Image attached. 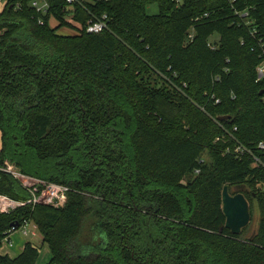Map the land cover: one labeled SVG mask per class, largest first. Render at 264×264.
Masks as SVG:
<instances>
[{
    "label": "trees",
    "instance_id": "trees-1",
    "mask_svg": "<svg viewBox=\"0 0 264 264\" xmlns=\"http://www.w3.org/2000/svg\"><path fill=\"white\" fill-rule=\"evenodd\" d=\"M5 1L0 194L31 197L6 162L71 191L60 207L0 212V246L28 221L48 264H264V168L233 152L234 126L244 144L264 142V0H109L68 12L66 0H47L45 16L32 0ZM103 14L107 30L87 33ZM225 185L257 206L247 238L225 225ZM40 249L27 241L0 264H36Z\"/></svg>",
    "mask_w": 264,
    "mask_h": 264
},
{
    "label": "built area",
    "instance_id": "built-area-1",
    "mask_svg": "<svg viewBox=\"0 0 264 264\" xmlns=\"http://www.w3.org/2000/svg\"><path fill=\"white\" fill-rule=\"evenodd\" d=\"M101 1H109V0H66V6L65 11H69L72 6L75 4L79 6L85 7L87 3H98ZM0 2L3 3V6L5 5V0H0ZM31 7L36 10L37 13L41 14L42 16H45L50 11V4L47 0H32L30 3ZM21 5L18 4L16 6V9H20ZM40 23L43 24V19H39ZM56 21L55 18L51 19L52 21ZM71 20V19H70ZM50 22V24H51ZM108 22L109 18L106 14H103L100 17L92 18L89 23L86 26V32L87 33H101L108 28ZM193 38V34L191 33L189 35V39ZM258 78L261 79L264 77V62L258 67ZM216 102L219 103L220 99H216ZM225 129V128H224ZM234 138L230 131L228 132L229 136L233 138L234 140V155L237 159H241L242 157L249 156L253 163V166L258 168H264V159L262 154L264 153V142L261 141L258 144L254 145L252 143L251 145H246L240 140L237 139L235 136V132L238 131L237 126H234ZM226 132V129H225ZM220 139V138H217ZM228 151H231L232 149L230 147L227 148ZM4 171L12 174L15 178L19 179L23 186L28 189L30 192L31 197L27 200H14L10 197L0 194V212H7L10 211L16 207L25 206L27 204H43L47 206H53V207H60L63 206L67 199H68V193L71 191V188L54 182H49L40 178L32 177L29 175H26L21 172L20 169L16 167L15 164L6 162L5 166L2 168ZM199 172V171H198ZM197 172V173H198ZM264 188V185H263ZM31 225V222L25 221L23 225L20 227H12V230L9 232V234L4 238L5 241L11 244L10 240V234L13 232H16L18 230H23L25 234H28V226Z\"/></svg>",
    "mask_w": 264,
    "mask_h": 264
},
{
    "label": "rangeland",
    "instance_id": "rangeland-1",
    "mask_svg": "<svg viewBox=\"0 0 264 264\" xmlns=\"http://www.w3.org/2000/svg\"><path fill=\"white\" fill-rule=\"evenodd\" d=\"M2 8H3V3L0 2V11L2 10ZM158 11H159L158 10V5L155 4V3L151 4V5H149L147 7V12L149 14H156V13H158ZM51 25L53 27H55V26H57V22H55L53 20L51 22ZM59 32L63 33V34H71L74 31L72 29L67 28V27H62V28H60ZM218 40H219V35L218 34H214L212 36V42H218ZM0 144H1V131H0ZM203 158L206 161H208V162L211 160L210 156L207 153L203 154ZM231 189H232V191H234L233 187ZM249 205H250V208H251V205H252V209H250L252 217H251V220H250L249 224L244 228V230H242L243 231V233H242V237L243 238L249 237L259 227L260 216L258 214L257 206L255 204L253 205V203L252 204L249 203ZM33 225H35V224L31 223V225H29L27 227L28 228V234H25L23 232V230L16 231L18 233L17 237L21 236L22 239L24 240V242L31 241L35 245L39 246L41 249H40V257L37 260L38 261L37 264H45L51 258V254H50V251L48 249L49 246L48 245H45V246L43 245L42 240H41L40 231L38 230L36 225H35L36 228H33ZM13 227H15V226H13ZM33 229H35V230H33ZM32 230H33V232H32ZM13 240L14 241L16 240V236H15V238H13ZM4 246H6V247L8 246L7 242L4 243ZM2 252H3V250H2ZM8 252L10 253V255H14V250L9 249Z\"/></svg>",
    "mask_w": 264,
    "mask_h": 264
},
{
    "label": "water",
    "instance_id": "water-1",
    "mask_svg": "<svg viewBox=\"0 0 264 264\" xmlns=\"http://www.w3.org/2000/svg\"><path fill=\"white\" fill-rule=\"evenodd\" d=\"M263 93L264 90L260 92V94ZM226 118H229V116H225L222 119ZM222 205L226 217V227L229 228L233 234H240L249 224L252 217L247 198L242 192L232 194L229 190V186L225 185L222 193ZM12 226H14V224Z\"/></svg>",
    "mask_w": 264,
    "mask_h": 264
},
{
    "label": "crops",
    "instance_id": "crops-1",
    "mask_svg": "<svg viewBox=\"0 0 264 264\" xmlns=\"http://www.w3.org/2000/svg\"><path fill=\"white\" fill-rule=\"evenodd\" d=\"M56 22V21H55ZM58 24V23H57ZM33 228H36L35 227V225H33ZM33 230H35V229H33ZM33 230H32V232H33ZM17 232H13L11 235H10V240H11V244L10 243H8L7 241H3V244H2V246H0V253L1 254H8V255H10V253L8 252V250L9 249H12V250H14V255H10L11 257H14V256H17L19 253H21V251L23 250V248H24V246H25V243L27 242H24V240L22 239V237L21 236H18L17 237ZM20 235V234H19ZM15 236H16V240L14 241L13 240V238H15ZM41 240H42V235H41ZM7 242V244H8V246L6 247V246H4V243H6ZM44 246L45 245H47L46 243H44L43 244ZM48 249H49V251H50V254H51V258L45 263V264H48L49 262H50V260L52 259V253H51V250H50V248L48 247ZM2 250H3V252H2ZM39 257H40V254H39ZM39 257H38V259H39ZM37 259V260H38ZM38 262V261H37ZM37 262H36V264H37Z\"/></svg>",
    "mask_w": 264,
    "mask_h": 264
}]
</instances>
